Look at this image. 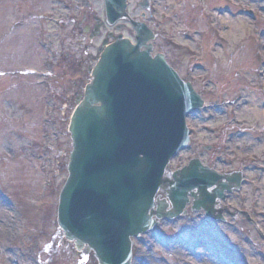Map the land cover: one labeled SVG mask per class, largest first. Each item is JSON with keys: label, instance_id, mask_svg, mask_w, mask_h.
<instances>
[{"label": "rangeland", "instance_id": "374dc122", "mask_svg": "<svg viewBox=\"0 0 264 264\" xmlns=\"http://www.w3.org/2000/svg\"><path fill=\"white\" fill-rule=\"evenodd\" d=\"M172 1L181 12V27L189 28L191 32L183 31L180 25L174 27L170 43L177 53L171 52L170 64L182 78L190 63L194 79L205 78L204 74L208 78V87L202 92L207 94L209 102L200 111L201 118L196 115L194 118L198 119L189 120L188 126L204 144H214L212 150L204 153L205 165L210 166L211 160L213 165L215 159L221 158L222 152L218 148L224 145L227 167L219 168L228 173L243 172L244 185L226 202L218 203L219 210L224 209L226 223L203 225L201 218L193 214L194 220L197 217L198 220L189 230L181 231L180 240L173 242L177 246L170 252L186 256L189 250L193 256L195 253L205 258L207 264H264V215L259 216L261 211L264 212V0H207V20H203L195 0ZM29 2L37 7L38 12L42 10L35 15L37 21H27V0H0V40L3 44L0 48V75H4L0 77V264H44L43 254L50 247L55 248V256L60 258L56 264H72L76 256L69 251L70 244L65 246L57 228L53 203L57 195L55 186L67 178V173L60 174L58 167L59 164L67 165L71 152L67 128L74 107L68 112L65 105L62 107L61 103H56L59 112H55V101L43 100L46 96L43 76L50 74L45 66L46 59L58 56V53L60 57L61 52L66 62H59L56 69L63 75L58 87L66 89L64 83L80 78L71 62L72 53L81 51L76 47L78 39L74 38L79 36L73 32V39L60 47L58 39L71 30L65 21L66 13L58 16L63 17V28L58 29L59 24L54 22L57 15L51 14L56 6H51L49 1L47 4L38 0ZM93 4L104 18L102 0H93ZM140 4L141 0H129L131 8H139ZM220 4L231 14L212 15ZM123 25V38L133 41L131 28ZM199 31L205 34L206 41L200 42L193 37ZM157 51L153 49L154 54ZM91 54L96 55L92 51ZM15 66L35 73L20 79L26 85L23 92H17L13 88L15 80L4 74ZM85 80L89 81L88 78ZM10 86L11 90L6 91ZM194 87L199 90V84ZM243 95L247 107L241 112L221 106ZM236 125H240V131L234 136ZM218 126L220 129L212 131ZM59 128L64 133H60ZM222 130L226 132L220 138ZM196 148L199 153L200 149ZM191 155L188 151L181 153L179 157H184L183 161L179 157L175 159L172 170L187 166ZM232 162L235 164L231 165ZM42 164L47 168H41ZM50 165L54 171L52 188L43 204L45 171ZM251 196L256 201L255 207L248 204ZM45 205L46 209L42 208ZM233 209L247 212L253 223L241 215L231 217ZM42 213L44 218H41ZM27 216L30 222L24 221ZM35 224L40 228L38 231L33 226ZM184 224L191 225L189 218ZM51 237L54 242L48 245ZM196 239L199 244H194ZM44 246L40 258L37 249L42 250ZM172 260L174 264H187L173 259V256Z\"/></svg>", "mask_w": 264, "mask_h": 264}, {"label": "water", "instance_id": "95a60500", "mask_svg": "<svg viewBox=\"0 0 264 264\" xmlns=\"http://www.w3.org/2000/svg\"><path fill=\"white\" fill-rule=\"evenodd\" d=\"M125 2L105 0L110 24L125 17ZM134 29L136 46L118 41L102 53L69 127L73 150L58 225L99 264H129L130 238L153 225L147 214L165 185V167L187 144L185 118L202 105L162 57H150L146 29ZM190 170L186 178L187 170L174 176L169 199L180 213L197 189L195 208L211 215L226 186L208 170ZM239 181L235 176L232 185Z\"/></svg>", "mask_w": 264, "mask_h": 264}, {"label": "flooded vegetation", "instance_id": "af4514ba", "mask_svg": "<svg viewBox=\"0 0 264 264\" xmlns=\"http://www.w3.org/2000/svg\"><path fill=\"white\" fill-rule=\"evenodd\" d=\"M164 3H166L164 5ZM170 0H141V4L139 5V8H131L130 5H127V12L129 14V18L131 19L134 17L139 22H145L147 23L151 29L156 33L158 36L159 43L156 45L157 52L162 53L165 55L166 58H168V62L170 63L171 60V54L168 52V45L165 43L164 39L159 36L160 31L165 32L169 30L170 22L165 21L164 17L161 15L165 14L168 15L171 12V8L169 7ZM148 6L150 9V13H145L142 11V9ZM81 19L78 22V29L83 32H87L88 36L91 37L93 32L90 29L91 26V13L89 11L85 13L80 14ZM181 21V20H180ZM112 30V29H110ZM111 37V35H110ZM89 257L92 261V264H95L94 259L91 257L90 254L83 253V257L81 259L82 262H85L84 257ZM83 264V263H79Z\"/></svg>", "mask_w": 264, "mask_h": 264}, {"label": "trees", "instance_id": "16d2710c", "mask_svg": "<svg viewBox=\"0 0 264 264\" xmlns=\"http://www.w3.org/2000/svg\"><path fill=\"white\" fill-rule=\"evenodd\" d=\"M61 173H65V167L61 166ZM59 188H56V191L58 192Z\"/></svg>", "mask_w": 264, "mask_h": 264}, {"label": "bare ground", "instance_id": "6f19581e", "mask_svg": "<svg viewBox=\"0 0 264 264\" xmlns=\"http://www.w3.org/2000/svg\"><path fill=\"white\" fill-rule=\"evenodd\" d=\"M227 181H228V179H227ZM230 186V185H229ZM262 203L264 204V198H262Z\"/></svg>", "mask_w": 264, "mask_h": 264}]
</instances>
